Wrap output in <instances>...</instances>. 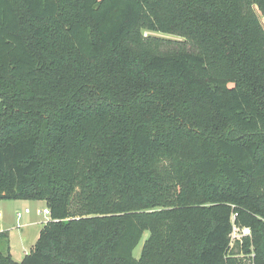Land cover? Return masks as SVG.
<instances>
[{"label":"trees","instance_id":"1","mask_svg":"<svg viewBox=\"0 0 264 264\" xmlns=\"http://www.w3.org/2000/svg\"><path fill=\"white\" fill-rule=\"evenodd\" d=\"M0 200V264H264V0H0Z\"/></svg>","mask_w":264,"mask_h":264},{"label":"crops","instance_id":"2","mask_svg":"<svg viewBox=\"0 0 264 264\" xmlns=\"http://www.w3.org/2000/svg\"><path fill=\"white\" fill-rule=\"evenodd\" d=\"M12 202H21L20 204L25 205V208H28L29 211L28 212H24V220L20 223H18V219L15 217V221H17V224H14V219L9 215V216H5V218L2 219V222H0V231H6L8 233V238H9V249H10V253L11 256L13 258V260L16 261V253L14 252L13 249V244L15 242V240H19L21 242L26 241L27 239L31 238V231L33 232V230L37 229V227L39 226L38 220H37V215H40L38 213H36V209H41L39 204L44 203V201L42 200H12ZM30 202L32 203V207H28L26 206V204ZM46 205V204H45ZM23 209V210H24ZM17 212V211H15ZM32 213V214H31ZM44 222H42L41 224H43ZM40 227V226H39ZM42 227V225H41ZM40 227V229H41ZM39 229V228H38ZM39 229V230H40ZM38 236V234H37ZM37 236L32 237L31 241H30V246L31 247L34 242L37 239ZM27 252L23 251V254L25 255Z\"/></svg>","mask_w":264,"mask_h":264},{"label":"rangeland","instance_id":"3","mask_svg":"<svg viewBox=\"0 0 264 264\" xmlns=\"http://www.w3.org/2000/svg\"><path fill=\"white\" fill-rule=\"evenodd\" d=\"M145 34H151V35L163 37L166 39L180 40V38H178L176 36L164 34V33L145 31ZM20 203L21 202H12V200H0V222H2V219L5 218V216H9V215L14 219V224H17V221H18V223L22 222L24 220V215H25L23 213V209H24L25 205L20 204ZM26 206H28L30 208V207H32V203L28 202L26 204ZM39 206L41 209L47 208V206L44 203L39 204ZM15 211L21 212V218L18 219L17 221H15V217H16ZM37 220H38L39 226L41 227V225H42L41 223L47 221L48 216H46L44 214L37 215ZM39 226L37 227V229L33 230V232L31 231V234H32L31 238L27 239L26 241L21 242L17 239L15 240V242L13 244V249H14V252L17 254L16 255V261H20L23 258V256H24L23 251H26V252L29 251L30 241H31L32 237L34 236V234H35V236H37L39 229H40ZM147 236H148V231H144L139 243L133 249L132 255L135 258L139 257L143 241L145 240V238Z\"/></svg>","mask_w":264,"mask_h":264},{"label":"built area","instance_id":"4","mask_svg":"<svg viewBox=\"0 0 264 264\" xmlns=\"http://www.w3.org/2000/svg\"><path fill=\"white\" fill-rule=\"evenodd\" d=\"M24 212H28L29 209L28 208H25L23 210ZM36 213L38 214H44L46 216L49 217V209L48 208H43V209H36ZM15 215L17 218H20L21 217V212L20 211H17L15 212ZM251 234L250 232V229L248 227H242V228H239L237 227L236 225H232V231H231V234H230V239H231V242H233L234 240H240L242 236H249ZM249 257L250 259L245 263V264H255L254 261H253V253L249 254Z\"/></svg>","mask_w":264,"mask_h":264}]
</instances>
